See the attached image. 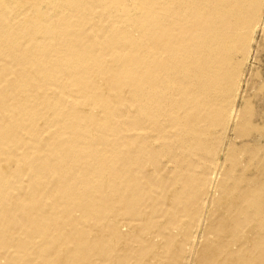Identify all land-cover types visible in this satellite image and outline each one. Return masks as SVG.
<instances>
[{
    "label": "bare ground",
    "instance_id": "bare-ground-1",
    "mask_svg": "<svg viewBox=\"0 0 264 264\" xmlns=\"http://www.w3.org/2000/svg\"><path fill=\"white\" fill-rule=\"evenodd\" d=\"M259 29L260 0H0V264H264V165L213 209L206 166Z\"/></svg>",
    "mask_w": 264,
    "mask_h": 264
},
{
    "label": "rangeland",
    "instance_id": "rangeland-1",
    "mask_svg": "<svg viewBox=\"0 0 264 264\" xmlns=\"http://www.w3.org/2000/svg\"><path fill=\"white\" fill-rule=\"evenodd\" d=\"M253 38L254 40L247 44V52L241 56V71L234 100L236 108L232 121L226 131L221 128L216 130L218 133L211 146L215 152H218V155L215 159L209 158L206 162V166L218 169L212 181L213 185L209 183L213 191L209 194L211 196H207L208 206L211 205L214 187L220 176L223 180H226V177H242L250 172L255 173L253 171L255 167L264 165V40L262 29H259ZM68 105L69 108H79L73 99L69 100ZM228 149H230V159ZM253 176L254 174L249 175L248 178L253 179ZM227 185L231 187L233 182H227ZM215 206L216 204L213 203L210 207L213 209ZM184 216L181 221L185 226L189 220ZM127 220L130 221L129 218ZM162 221H165V218ZM199 249L195 248V253ZM150 259L149 254L142 256L145 262ZM173 263L174 261L170 262V264Z\"/></svg>",
    "mask_w": 264,
    "mask_h": 264
}]
</instances>
